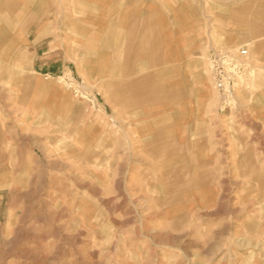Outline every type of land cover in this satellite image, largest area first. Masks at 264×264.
Here are the masks:
<instances>
[{"label": "rangeland", "instance_id": "obj_1", "mask_svg": "<svg viewBox=\"0 0 264 264\" xmlns=\"http://www.w3.org/2000/svg\"><path fill=\"white\" fill-rule=\"evenodd\" d=\"M245 2L195 0L158 67L74 36L51 76H0V264H264V0ZM241 48L226 108L209 58Z\"/></svg>", "mask_w": 264, "mask_h": 264}, {"label": "crops", "instance_id": "obj_2", "mask_svg": "<svg viewBox=\"0 0 264 264\" xmlns=\"http://www.w3.org/2000/svg\"><path fill=\"white\" fill-rule=\"evenodd\" d=\"M162 1L0 0V76H51L58 60L72 56L74 36L96 40L100 51L119 50L126 62L140 52L138 62L158 67L168 60L164 30L184 22L186 12L199 16L195 0Z\"/></svg>", "mask_w": 264, "mask_h": 264}, {"label": "built area", "instance_id": "obj_3", "mask_svg": "<svg viewBox=\"0 0 264 264\" xmlns=\"http://www.w3.org/2000/svg\"><path fill=\"white\" fill-rule=\"evenodd\" d=\"M248 57L249 51L241 48L233 55L214 52L209 58V71L214 89L226 108L236 109L238 106V94L248 79Z\"/></svg>", "mask_w": 264, "mask_h": 264}, {"label": "bare ground", "instance_id": "obj_4", "mask_svg": "<svg viewBox=\"0 0 264 264\" xmlns=\"http://www.w3.org/2000/svg\"><path fill=\"white\" fill-rule=\"evenodd\" d=\"M260 89V88H259Z\"/></svg>", "mask_w": 264, "mask_h": 264}]
</instances>
